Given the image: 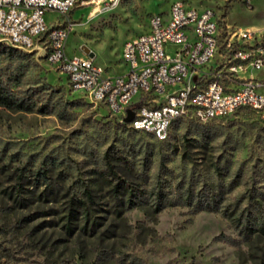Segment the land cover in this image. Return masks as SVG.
<instances>
[{
	"label": "rangeland",
	"instance_id": "rangeland-1",
	"mask_svg": "<svg viewBox=\"0 0 264 264\" xmlns=\"http://www.w3.org/2000/svg\"><path fill=\"white\" fill-rule=\"evenodd\" d=\"M175 1L214 10L224 51L232 32L264 31V0H83L44 20L70 25L67 56H83L86 46L113 75L125 69L124 43ZM6 47L0 43V79L14 78L33 109L0 107V264H264V108L183 119L160 142L72 90L43 44L21 63ZM257 48L264 55V37ZM238 76L264 96V68ZM122 181L130 186L115 189ZM191 184L194 195L218 194L212 210L191 200L157 204L150 194L171 198ZM130 187L143 189V199L126 201Z\"/></svg>",
	"mask_w": 264,
	"mask_h": 264
},
{
	"label": "built area",
	"instance_id": "built-area-1",
	"mask_svg": "<svg viewBox=\"0 0 264 264\" xmlns=\"http://www.w3.org/2000/svg\"><path fill=\"white\" fill-rule=\"evenodd\" d=\"M104 1L118 5L124 0ZM80 2L0 0V43L23 51L43 44L48 60L66 75L72 90L121 119L130 108L134 115L127 125L160 142L183 119L207 122L242 108H264L258 83L238 76L244 67L264 68L262 48H257L264 31H234L224 51L214 10L175 1L166 16L150 18L147 32L124 43L125 69L110 75L85 53L67 56L70 25L57 21L48 26L44 20L47 12L65 17ZM167 46H174L172 54Z\"/></svg>",
	"mask_w": 264,
	"mask_h": 264
},
{
	"label": "trees",
	"instance_id": "trees-1",
	"mask_svg": "<svg viewBox=\"0 0 264 264\" xmlns=\"http://www.w3.org/2000/svg\"><path fill=\"white\" fill-rule=\"evenodd\" d=\"M9 46V45H8ZM4 53L9 57L13 62H24L26 58L29 56V54L23 50H19L16 48H13L11 46L4 48ZM14 78H10L6 81H3L0 79V107L15 110V111H31L33 109V104L31 100V95L26 94L24 91L17 90L14 88V84H12V80ZM149 136V135H148ZM151 137V136H150ZM122 183L121 187L117 183L115 185V189L123 188L126 184L130 186L127 182H120ZM134 190L129 188V195L128 199L126 201H133V198H138L142 200L144 190L139 189L137 192H133ZM157 191V192H155ZM152 192V193H151ZM150 194L154 197L157 204L162 203L165 201L167 203L166 205H179V203H184L185 201L191 200V204L195 203V205H198L199 209H207L212 210L211 206L216 202L218 199V194L214 191L212 192H205L204 190L202 193H198L197 195H194L192 190V184L191 186H188L186 190H183L182 186H177V194H174L175 196L169 198L166 197L167 193L164 190H152ZM136 193V194H135ZM85 197L87 198V201L92 203L91 201V195L88 192H85ZM87 208V207H86ZM85 214L88 212L85 210ZM95 224L92 222V225Z\"/></svg>",
	"mask_w": 264,
	"mask_h": 264
},
{
	"label": "water",
	"instance_id": "water-1",
	"mask_svg": "<svg viewBox=\"0 0 264 264\" xmlns=\"http://www.w3.org/2000/svg\"><path fill=\"white\" fill-rule=\"evenodd\" d=\"M81 50L83 51V53L87 54L89 57H93V53L86 47V46H82ZM133 111L128 108L126 110V116L122 119L123 123L125 124H129L132 119H133Z\"/></svg>",
	"mask_w": 264,
	"mask_h": 264
},
{
	"label": "bare ground",
	"instance_id": "bare-ground-1",
	"mask_svg": "<svg viewBox=\"0 0 264 264\" xmlns=\"http://www.w3.org/2000/svg\"><path fill=\"white\" fill-rule=\"evenodd\" d=\"M95 11H98V9L97 10H95ZM94 51V50H93ZM95 52V51H94Z\"/></svg>",
	"mask_w": 264,
	"mask_h": 264
}]
</instances>
